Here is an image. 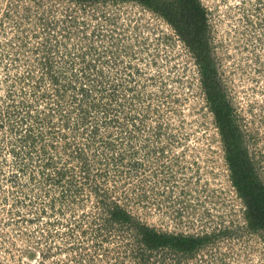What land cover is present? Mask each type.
<instances>
[{"label":"rangeland","instance_id":"obj_1","mask_svg":"<svg viewBox=\"0 0 264 264\" xmlns=\"http://www.w3.org/2000/svg\"><path fill=\"white\" fill-rule=\"evenodd\" d=\"M199 1L264 182V0ZM225 152L194 55L160 13L0 0V264H264ZM115 204L133 219L112 221ZM141 224L203 237L140 255Z\"/></svg>","mask_w":264,"mask_h":264},{"label":"trees","instance_id":"obj_2","mask_svg":"<svg viewBox=\"0 0 264 264\" xmlns=\"http://www.w3.org/2000/svg\"><path fill=\"white\" fill-rule=\"evenodd\" d=\"M136 1L160 13L174 27L193 53L201 73L202 86L224 143L231 181L245 204L247 226L254 231L264 230V182L252 162L248 160L246 148L242 145L241 132L232 115L230 102L220 91L215 68L209 57L210 46L207 38L205 8L199 0ZM53 80L57 82V78L54 77ZM80 159L82 160L83 156ZM107 211L112 221L133 219L118 204L108 208ZM137 234H139L137 239L149 248L140 249V255H145L146 250H156L162 244H171L176 248L189 250L198 245L203 237L161 232L144 224L139 226Z\"/></svg>","mask_w":264,"mask_h":264}]
</instances>
